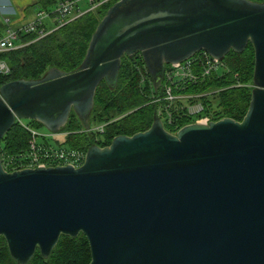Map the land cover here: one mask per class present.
I'll list each match as a JSON object with an SVG mask.
<instances>
[{"label": "water", "instance_id": "water-1", "mask_svg": "<svg viewBox=\"0 0 264 264\" xmlns=\"http://www.w3.org/2000/svg\"><path fill=\"white\" fill-rule=\"evenodd\" d=\"M250 44L252 90L241 121L150 127L91 144L78 167L6 171L0 154V237L10 258L48 259L82 234L88 264H264V0H117L81 64L0 86V143L16 120L57 135L73 113L89 130L95 91L113 89L138 53L156 93L165 67L197 53L223 61Z\"/></svg>", "mask_w": 264, "mask_h": 264}, {"label": "trees", "instance_id": "trees-1", "mask_svg": "<svg viewBox=\"0 0 264 264\" xmlns=\"http://www.w3.org/2000/svg\"><path fill=\"white\" fill-rule=\"evenodd\" d=\"M62 0H36L40 11L50 12ZM262 2L263 0H249ZM112 4L71 19L61 27L37 39L36 33L20 34L16 44H24L11 51L0 53L10 74L0 75V86L19 79L37 80L44 72L55 67L63 72L74 71L82 62L88 42L98 22ZM10 25V22H9ZM0 20V34L9 26ZM201 55L195 54L193 57ZM223 74H211L203 81L188 86L184 93H213L210 98H202L206 112L211 111L214 120L227 117L241 121L248 108L252 90L254 66L253 49L250 44L242 53L230 51L223 59ZM166 68V67H165ZM141 73L145 79L141 80ZM155 93L144 64L138 53L121 58L116 84L110 89L101 82L95 91L94 105L90 115L89 130L103 126L102 132L87 131L73 113L66 126L59 133L63 140L53 139V145L66 150L85 152L91 144L105 147L116 136H131L147 130L158 105L152 103ZM216 109V110H215ZM178 128L193 123L192 118L174 115ZM34 129L42 128L34 121H26ZM166 131L174 134L176 129L164 123ZM29 133L15 121L0 143L2 162L16 158L27 149ZM90 253L88 243L82 234L71 239L60 236L48 259H43L36 250L27 264H88ZM0 264H17L8 253L6 243L0 237Z\"/></svg>", "mask_w": 264, "mask_h": 264}, {"label": "built area", "instance_id": "built-area-1", "mask_svg": "<svg viewBox=\"0 0 264 264\" xmlns=\"http://www.w3.org/2000/svg\"><path fill=\"white\" fill-rule=\"evenodd\" d=\"M117 0H62L50 12L40 11L37 17L28 23L16 28L9 26L3 34H0V53L11 51L24 44H16L20 34L36 33L40 39L49 32L61 27L71 19L94 11L104 5L112 4ZM50 21L51 27L47 28L44 21ZM174 65H167L163 74L160 92L152 96V103L158 105L157 115L162 124L166 123L176 129L178 125L174 121V115L193 119V123L208 124L214 120L211 111L206 112L202 98H210L213 93H184L191 85H195L211 74L217 73L222 61L210 58L205 53ZM10 74L8 65L0 59V75ZM145 75L141 73V80ZM21 127L29 133L27 149L16 158H10L2 162L6 171H15L24 168L50 167L71 165L78 167L84 160L85 152L79 150H66L53 145V139L60 135L48 132H40L29 127L24 121L16 120ZM103 126H97L90 131L102 132Z\"/></svg>", "mask_w": 264, "mask_h": 264}, {"label": "crops", "instance_id": "crops-1", "mask_svg": "<svg viewBox=\"0 0 264 264\" xmlns=\"http://www.w3.org/2000/svg\"><path fill=\"white\" fill-rule=\"evenodd\" d=\"M12 5V11L7 16H2V20H9L11 27L16 28L22 24L33 21L40 10L36 6V0H8ZM12 15V16H11ZM11 16V17H10ZM44 21L47 28L51 27V23Z\"/></svg>", "mask_w": 264, "mask_h": 264}, {"label": "rangeland", "instance_id": "rangeland-1", "mask_svg": "<svg viewBox=\"0 0 264 264\" xmlns=\"http://www.w3.org/2000/svg\"><path fill=\"white\" fill-rule=\"evenodd\" d=\"M12 8L13 7L9 3L8 0H0V18H2V16H7L12 11ZM0 20H2V19H0ZM47 22L49 23L50 21H47ZM223 71H224V67L223 66H220L219 69H218V71H217V73H219V75H221V74H223ZM22 121H24L25 123H27L26 120H22ZM36 130H38L40 132H47L43 127L42 128H39V129H36ZM54 139H57L59 141H62L63 140L62 135H58Z\"/></svg>", "mask_w": 264, "mask_h": 264}]
</instances>
